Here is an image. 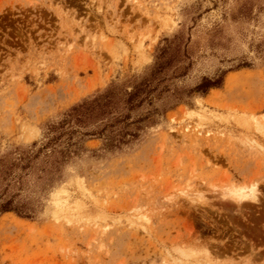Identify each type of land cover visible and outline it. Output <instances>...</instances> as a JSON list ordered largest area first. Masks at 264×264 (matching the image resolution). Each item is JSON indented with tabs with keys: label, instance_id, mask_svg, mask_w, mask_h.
Masks as SVG:
<instances>
[{
	"label": "rangeland",
	"instance_id": "1",
	"mask_svg": "<svg viewBox=\"0 0 264 264\" xmlns=\"http://www.w3.org/2000/svg\"><path fill=\"white\" fill-rule=\"evenodd\" d=\"M176 37L180 61L131 112L148 115L137 140L85 137L54 175L51 148L2 171L73 105L130 91ZM253 186L262 205L229 212ZM9 198L34 217L0 211V264H264V0H0V209Z\"/></svg>",
	"mask_w": 264,
	"mask_h": 264
},
{
	"label": "trees",
	"instance_id": "2",
	"mask_svg": "<svg viewBox=\"0 0 264 264\" xmlns=\"http://www.w3.org/2000/svg\"><path fill=\"white\" fill-rule=\"evenodd\" d=\"M167 42L158 50L156 60L148 76L134 83L132 89H122L117 83L107 86L93 97L86 98L68 109L60 121L48 125L46 142L38 150H29L19 158V161L10 162L4 166V173H9L13 167L24 170L30 167L32 157L38 156L51 148L47 154L46 172L54 175L60 171L73 155L79 150H87L84 141L95 136L105 139V149H121L140 137L142 126L137 123L148 120V115L138 117L133 121L132 111L142 107L148 101L151 103L153 93L157 90L161 75L174 63L179 62L180 38L165 39ZM245 66V65H244ZM226 72L215 78L204 77L198 84L191 88L188 96L196 94L206 95L212 88H220L224 83ZM132 126H136L131 128ZM87 137V140L84 139ZM76 140L74 141V139ZM82 142V143H81ZM81 143V144H79ZM36 146V144L34 145ZM33 155V156H32ZM21 162V163H18ZM20 164V165H19ZM17 186L22 184V175L15 176ZM2 213L14 211L24 218H33V210L25 204H14L13 198L2 203Z\"/></svg>",
	"mask_w": 264,
	"mask_h": 264
},
{
	"label": "bare ground",
	"instance_id": "3",
	"mask_svg": "<svg viewBox=\"0 0 264 264\" xmlns=\"http://www.w3.org/2000/svg\"><path fill=\"white\" fill-rule=\"evenodd\" d=\"M243 188V187H242ZM241 188V191H238V192H234V191H231V192H233V193H231V197H227V196H225V195H228V194H226L225 193V198H223V200H224V202L223 203H225L227 206H229V212L230 211H232V205L233 204H236V206H239V207H243L245 204H247V203H251V204H253V205H257L258 207L259 206H261L262 205V198L261 197H259V191H258V189H257V187L256 186H253L251 189H250V191L248 192V191H244L245 189L243 188L242 189ZM240 190V189H239ZM224 192V191H223ZM230 195V194H229ZM228 195V196H229ZM222 197V196H221ZM203 198V197H202ZM202 203H205V205L207 204V201H204L203 200V202ZM204 205V206H205ZM244 208V207H243ZM228 209V208H227ZM245 210V209H244ZM233 212V211H232ZM258 215V214H257ZM243 216V215H242ZM238 232V231H237ZM259 237V236H258ZM257 237V238H258ZM248 238V237H247ZM250 238H251V236H250ZM250 241V240H249ZM250 244V243H249ZM253 244V243H252ZM211 245V244H210ZM205 247V246H204ZM204 249V248H203ZM255 249V248H254ZM256 249H257V247H256ZM206 250V249H205ZM204 250V251H205ZM208 250V249H207ZM237 250V249H236ZM215 251V250H214ZM234 251V250H233ZM216 252V251H215ZM235 252V251H234ZM259 252V251H258ZM229 253V252H228ZM227 253V254H228ZM255 253V252H254ZM227 254L225 255V256H227ZM246 254V253H245ZM239 255V254H238ZM255 256H256V254H255ZM258 256V255H257ZM239 257V256H238ZM234 258V257H233ZM254 258V257H253ZM203 259V258H202ZM231 259H232V257H231ZM251 259H252V257H251ZM200 261V260H199ZM232 261V260H231ZM202 262L204 263V264H216L215 263V261L211 258V255L209 254V253H207V255H206V257L204 258V260H202ZM254 262V261H253ZM252 262V263H253ZM254 264V263H253ZM256 264V263H255Z\"/></svg>",
	"mask_w": 264,
	"mask_h": 264
}]
</instances>
